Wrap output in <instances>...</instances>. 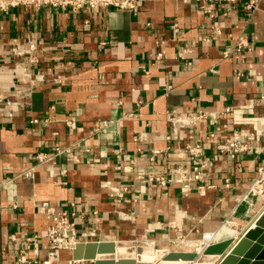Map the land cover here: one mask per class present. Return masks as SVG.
I'll list each match as a JSON object with an SVG mask.
<instances>
[{
  "label": "crops",
  "instance_id": "1",
  "mask_svg": "<svg viewBox=\"0 0 264 264\" xmlns=\"http://www.w3.org/2000/svg\"><path fill=\"white\" fill-rule=\"evenodd\" d=\"M248 1L0 10V264H14L18 252L43 264H86L47 249V210L73 211L76 230L92 234L80 242L132 241L135 254L200 252L177 243L200 242L223 225L233 235L208 244L236 241L254 228L264 200L245 194L262 156L229 159L214 149L264 115V0H252L250 12ZM239 38L246 46L235 51ZM197 112L217 119L171 131L170 115ZM197 144L203 168L183 150ZM39 153L47 160L37 162ZM176 168L199 179L148 181L177 180ZM111 187L127 193L117 200ZM32 235L36 255L23 247Z\"/></svg>",
  "mask_w": 264,
  "mask_h": 264
},
{
  "label": "built area",
  "instance_id": "2",
  "mask_svg": "<svg viewBox=\"0 0 264 264\" xmlns=\"http://www.w3.org/2000/svg\"><path fill=\"white\" fill-rule=\"evenodd\" d=\"M184 1V0H183ZM216 1V0H212ZM225 2L232 3L237 0H223ZM134 0H118L115 3H101L106 5H112L114 7L120 8H132ZM31 4L35 9H38L41 6H48L54 9H61L65 10L68 9L71 12H76L77 10L87 8H93L96 4L92 1L82 3L78 1H64L58 2L55 0H36L33 3H26ZM18 4H10L9 7H0V10H4L7 8L15 7ZM200 11L203 14L210 15V10L205 9L203 6H199ZM244 10L250 12L255 9L254 1L249 0L246 5L243 7ZM171 30L173 33L177 32L176 24L171 25ZM158 44V42H155ZM246 43L239 38L235 44V51H239L241 47H245ZM31 50L34 49L33 45L29 47ZM185 49H180L179 55L185 54ZM159 54L156 58H158ZM222 58H228V52L222 53ZM263 99V97H261ZM9 104V102H7ZM0 103V107H1ZM228 112L226 108L224 110ZM11 115L8 114V117ZM208 119L216 120L217 114L213 112H197L190 116H181V115H170L168 118V122L171 125V131L174 132L176 129H182L184 127H197L200 123L206 122ZM46 122V120H43ZM32 123H36V120H33ZM65 125L73 129L74 128V118L67 117L64 120ZM208 139L213 138V134H209ZM168 140V137H165ZM215 152L217 155H226L229 159H233L234 157L241 156L244 154H260L262 156V163L256 167L255 169V176L252 179L251 183L249 184L245 198L254 197L264 200V115L257 119L256 123L248 130L242 132H234L228 137H226L222 142L216 143L214 145ZM183 150L190 158V163L192 166L196 168H203L205 161L200 158L202 153V147L200 144L194 145L193 147L184 146ZM54 153H60L59 149H54ZM158 154V151H151L150 155L148 156V161L153 162L155 155ZM37 162H44L47 160V156L43 153H39L36 155ZM173 173L178 174L177 180L166 179L164 177H151L148 179L150 182H156L160 186H165L169 182H178L182 183L184 181H188L190 179L197 180L199 179L198 173L193 175L192 177H188L183 169H173ZM113 193L114 197L117 200L123 199V196L127 193V188L123 187L120 190L117 188L111 187L109 188ZM16 205H12L11 208H15ZM72 205H70L71 207ZM94 215L96 213H93ZM46 218L49 221L48 226L44 232V239L46 241V246L49 251H70L75 243L80 242L82 239L86 237H91V232H78L75 228V214L73 211H61V212H54L52 210H47ZM7 239L10 242H14V238L12 235H9ZM36 235H32L30 237H26L23 240V247L25 250H29L32 247V252L36 255ZM52 256L48 257L51 259ZM14 264H43L39 263L36 260L28 261L23 254V252H18L14 256Z\"/></svg>",
  "mask_w": 264,
  "mask_h": 264
},
{
  "label": "water",
  "instance_id": "3",
  "mask_svg": "<svg viewBox=\"0 0 264 264\" xmlns=\"http://www.w3.org/2000/svg\"><path fill=\"white\" fill-rule=\"evenodd\" d=\"M239 239H225L205 245L200 252H169L161 261H182L193 264H264V210ZM250 241L253 243L250 244ZM233 243V245H231ZM228 250V254L224 252ZM132 241L77 242L70 250L72 262L86 264H151L138 262ZM253 261L247 263V261Z\"/></svg>",
  "mask_w": 264,
  "mask_h": 264
},
{
  "label": "rangeland",
  "instance_id": "4",
  "mask_svg": "<svg viewBox=\"0 0 264 264\" xmlns=\"http://www.w3.org/2000/svg\"><path fill=\"white\" fill-rule=\"evenodd\" d=\"M55 1L64 2V1H69V0H55ZM70 1H72V0H70ZM75 1H78L79 3L80 2L86 3V2H90V1H92L94 3H115L118 0H75ZM33 2H36V0H0V7H9L10 4H12V5L13 4L22 5V4L33 3ZM249 198H254V197H249ZM220 228L221 229H220L219 233L216 234V235H210V234L204 235V238L200 241L201 245L202 244L205 245L206 243L210 242L213 239H221V238H224V237H228V236L233 235V230L230 229L229 227L226 228L223 225ZM211 234H213V233H211ZM204 242H205V244H204ZM181 243L182 244H187V243H190V242H181ZM181 243H177V246L181 247L180 246ZM201 245H199L197 247V250H199L200 248H202ZM194 250H196V249H194Z\"/></svg>",
  "mask_w": 264,
  "mask_h": 264
},
{
  "label": "bare ground",
  "instance_id": "5",
  "mask_svg": "<svg viewBox=\"0 0 264 264\" xmlns=\"http://www.w3.org/2000/svg\"><path fill=\"white\" fill-rule=\"evenodd\" d=\"M224 227L228 228V226ZM209 243V242H208ZM208 243L204 244L207 245ZM201 245L200 242H190L187 244H180V246L182 248H186V249H196L197 247ZM202 248H200L198 251H200ZM164 251H157L152 249L151 247H143L140 248L138 253L135 255L136 260L138 261H144V262H149L151 264H188L187 262H182V261H176V262H172V261H161V257L164 255Z\"/></svg>",
  "mask_w": 264,
  "mask_h": 264
}]
</instances>
